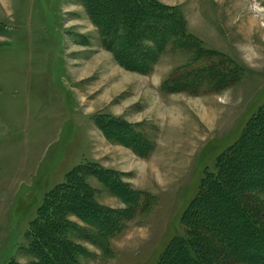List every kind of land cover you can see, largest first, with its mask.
I'll use <instances>...</instances> for the list:
<instances>
[{
  "label": "rangeland",
  "instance_id": "obj_1",
  "mask_svg": "<svg viewBox=\"0 0 264 264\" xmlns=\"http://www.w3.org/2000/svg\"><path fill=\"white\" fill-rule=\"evenodd\" d=\"M149 2L0 0V264H52L30 231L41 207L55 204L51 222L72 208L58 198L70 172L94 207L65 216L48 243L58 264L71 245L75 264H164L206 174L264 106V0H155L179 17L174 42L104 39L134 5V32L157 18ZM254 171L249 187L264 188ZM221 212L238 256L222 244L213 264H259L241 252L242 211L212 205L202 224ZM184 254L174 264L192 263Z\"/></svg>",
  "mask_w": 264,
  "mask_h": 264
},
{
  "label": "trees",
  "instance_id": "obj_2",
  "mask_svg": "<svg viewBox=\"0 0 264 264\" xmlns=\"http://www.w3.org/2000/svg\"><path fill=\"white\" fill-rule=\"evenodd\" d=\"M97 1L99 0H89V2ZM132 1H138V3L140 2V0ZM150 1L151 2L149 3L151 5H159V7L156 9L153 7L148 8L151 9L148 12L152 14L154 13L158 16L157 18H153L150 23L148 21L145 22L144 26L142 25V27H139L140 30L138 29V32H134L131 29V24H133L136 14L139 12V9L136 7V5H134L132 9H127L123 12L124 20L118 25V27H115L112 30V33L116 35L110 34L107 29L103 28L104 35H107V37L105 36L104 39L107 42H114V39L120 35L122 36L124 42L132 44L136 41V37H139L140 32L146 30L145 32L149 33L152 41L157 46L156 49L159 51L168 46L169 41L174 38H178V36L172 38L175 33H182L183 29L179 24V17L177 14H174L173 10L168 12L165 10L170 6L160 3L158 4V2H155V0ZM114 7L116 9H125L121 2L114 5ZM171 8L172 7H170V9ZM118 30L123 31V33L118 34V32H120ZM175 40L176 39H174L173 42ZM225 72L226 70L224 73ZM228 74H230V72H228ZM230 79L231 78H229V80ZM127 143L130 147L131 145L129 144H131V142ZM135 143L139 145L140 142L139 140H134V144ZM262 147L264 151V106L258 111L255 117L248 121L246 128L237 141L224 153H222L216 164L217 171L208 172L206 174L200 190L201 194H198L199 197L190 203L186 213L183 216L185 222L187 223L186 225L189 227L190 234H188L187 237H176L174 239L172 244L175 246L171 247L169 255H166L164 264H174V258L180 257L181 254L184 253L189 259L193 260L190 264H203L194 256L195 253L192 250V244H194V246L198 245V253L204 259L203 260L201 258V260L205 261L207 264H213L215 259H217V261L226 260V258L217 254L219 252L218 249L221 248L220 246H222V244L227 245L229 247L228 251L233 252L232 258L235 259V256H238L235 254L238 252V250H236L237 248L228 245L229 242L225 239L227 233L233 230L232 227L224 228L221 226L223 221L221 216L224 215V212L214 215L210 219L209 225L202 224L204 217L201 212L204 213L210 206L217 204L221 208L228 210V212L233 213L234 216L232 217L234 220H236L237 215H240L241 211L243 212L241 213L244 216V220H241V223L245 225V227L244 230L240 231L242 233H240L239 236L243 237V239H247L246 237L249 235L250 238H248V241L244 242L241 252L243 251L245 252L246 256L256 259L259 264H264V188L252 189L249 187V184L253 181V175L256 173L258 174L257 171H254V168L264 171V152L256 155L253 159H250L252 157L251 155L255 154L258 149H262ZM133 148L135 147L133 146ZM248 167H251V169L253 167L254 168L252 171L249 169L248 172L243 173L242 171ZM75 169L76 168H74L72 172H74ZM70 174L71 172L68 174L66 182L62 185L64 191L60 190L61 192L58 198H62L67 194H69V198L72 196L74 204H71L69 200L66 204L70 203V206H72L75 212L80 215L82 213H80L82 208H93L94 203L90 202L86 196H89L90 190H83L80 187L78 181L75 182V180L71 179ZM260 181L262 187H264V181ZM66 190L69 191L65 192ZM236 192L238 193V197L235 195ZM47 193L44 195L45 198ZM219 198H221V201ZM54 205L55 204H50L47 206L45 205V209L44 207H41L40 211H42V213L39 215V219L32 223L30 238L33 240L34 246L41 248V251L43 252L41 254V258L43 257L44 259L49 260L52 264H58L57 260L55 259V257L58 256V251L53 250V245H49L48 243L50 241L55 242L54 240L58 239L53 237V235L62 234V230H60L61 228L59 227L61 226V223L64 222L65 216L69 213V211L73 212V209L70 207L63 208L61 204L57 205L58 207L56 209H59L58 219H60V216L63 218L61 222L52 220V222H54L52 223L51 220L47 219H49L52 210L55 208ZM46 207L48 208V211L46 210ZM61 207L65 212L62 213L63 209H61ZM49 227L52 228L54 232L46 234L41 231L42 229L45 230V228ZM32 236H34L33 239ZM210 239L213 241L211 244L207 242ZM221 240H223V243H221ZM202 242L205 243L206 246L203 245ZM214 242L218 243L219 245H214ZM67 249L69 250L65 249L66 261H68L69 264H75L73 246L71 245Z\"/></svg>",
  "mask_w": 264,
  "mask_h": 264
},
{
  "label": "bare ground",
  "instance_id": "obj_3",
  "mask_svg": "<svg viewBox=\"0 0 264 264\" xmlns=\"http://www.w3.org/2000/svg\"><path fill=\"white\" fill-rule=\"evenodd\" d=\"M254 27H257V25H254L253 28L251 27V28H252L251 32L253 31ZM251 28H250V29H251ZM251 32H250V33H251ZM118 54H119V53H118ZM205 120H206V119H205ZM179 190H180V189H179Z\"/></svg>",
  "mask_w": 264,
  "mask_h": 264
}]
</instances>
